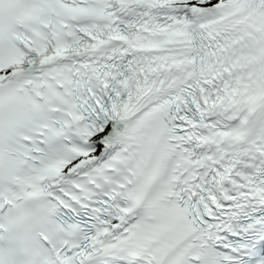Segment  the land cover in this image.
<instances>
[{
    "label": "snow or ice",
    "instance_id": "6c2138e0",
    "mask_svg": "<svg viewBox=\"0 0 264 264\" xmlns=\"http://www.w3.org/2000/svg\"><path fill=\"white\" fill-rule=\"evenodd\" d=\"M0 264H264V0H0Z\"/></svg>",
    "mask_w": 264,
    "mask_h": 264
}]
</instances>
